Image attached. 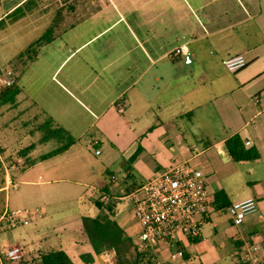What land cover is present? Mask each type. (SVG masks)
I'll use <instances>...</instances> for the list:
<instances>
[{"label":"crops","instance_id":"obj_1","mask_svg":"<svg viewBox=\"0 0 264 264\" xmlns=\"http://www.w3.org/2000/svg\"><path fill=\"white\" fill-rule=\"evenodd\" d=\"M32 1L4 0L0 25L25 2L31 10ZM52 2L44 0L48 25L37 35L34 29L19 34L26 38L27 33L28 40L3 68L12 70L19 91L12 104H0L5 179L0 214L5 208H38L41 217L48 211L55 224L57 211L77 194L72 205L80 222L99 213L95 199L110 200L112 217L137 241L141 227L133 192L150 176L184 162L204 174L209 213L197 235L180 236L183 255L172 258L161 244L160 252L152 251V264H234L240 259L264 264V171L256 168L260 164L264 170V0H75L77 7L74 0ZM23 16L14 22L21 25ZM51 25L53 37L33 44ZM180 45L192 53L190 63L170 54ZM28 46L30 52L19 55ZM236 54L246 63L229 71L223 60ZM27 71L32 91L19 83ZM59 128L73 140L62 152L45 156L67 140L57 134ZM91 130L97 131L90 135L92 151L85 138ZM236 133L258 149L259 158L236 162L229 157L224 142ZM13 153L16 163L7 168L2 157ZM87 158L104 183L79 189L84 184L67 172H83L77 163ZM230 180L238 182L237 191ZM11 186L18 191L10 203ZM219 190L230 203L254 197L257 210L232 225L226 208L211 205ZM85 196L90 205L83 206ZM235 241H242L239 249ZM33 243L29 249L19 243L5 247H21L20 259L30 264L48 249L64 250L74 264H118L113 253L98 257L93 252L78 221L70 237ZM253 245L256 252L250 251ZM85 252L92 254L91 262L81 259ZM15 263L0 256V264Z\"/></svg>","mask_w":264,"mask_h":264},{"label":"built area","instance_id":"obj_2","mask_svg":"<svg viewBox=\"0 0 264 264\" xmlns=\"http://www.w3.org/2000/svg\"><path fill=\"white\" fill-rule=\"evenodd\" d=\"M4 0H0V7ZM10 11V10H8ZM7 11V12H8ZM6 15L0 13V19ZM174 57H182L185 63L192 61V53L180 45L170 53ZM246 60L236 54L223 60L225 68L234 71L243 65ZM15 82L12 70L6 69L0 75V85H10ZM122 110V102L117 104ZM96 142V141H94ZM250 142L244 141L245 145ZM99 153V148H95ZM134 212L140 232L138 240L142 247H150L153 252H160L161 244L170 249V257L181 255L176 244L183 234L197 235L205 216L209 213L207 186L203 172L184 162L175 163L163 171L147 178L132 194ZM257 210V201L254 197L231 202L226 212L232 225L242 224L246 215ZM42 215L38 208H5L0 214V231L28 225ZM258 246L253 245L251 252H256ZM23 250L19 246L4 247L0 250L5 260L17 262ZM245 256L243 255V258Z\"/></svg>","mask_w":264,"mask_h":264},{"label":"trees","instance_id":"obj_3","mask_svg":"<svg viewBox=\"0 0 264 264\" xmlns=\"http://www.w3.org/2000/svg\"><path fill=\"white\" fill-rule=\"evenodd\" d=\"M28 2H25V8H16V16L24 14V10L28 9ZM54 26V25H53ZM53 26L47 28L33 44L48 41L53 37ZM35 45H32L33 48ZM30 49L28 46L26 52ZM19 55H24L22 52ZM19 87L16 82L10 85H0V104L13 103L15 95L18 93ZM55 132V131H53ZM57 134L66 137V141L47 152L45 156H51L62 152L72 142V137L62 128H59ZM225 150L229 157L236 162L255 160L259 158V151L255 146H246L239 134H233L226 138ZM134 155L131 156V159ZM128 192V191H127ZM95 206L99 209V213L93 217H81V229L91 245L93 252L96 254L113 253V260L119 264H152L154 262V253L150 247H142L139 240L130 238L124 230L117 224L112 217L114 214L113 201L94 200ZM230 204L223 190L214 193L211 205L214 209H223ZM242 241H235V247L240 248ZM177 248L183 255V247L177 242ZM80 257L85 262H91L93 256L91 253H81ZM15 264H30L26 260L19 259ZM35 264H74L68 254L62 249H48L40 253V260ZM234 264H246V260L240 259Z\"/></svg>","mask_w":264,"mask_h":264},{"label":"rangeland","instance_id":"obj_4","mask_svg":"<svg viewBox=\"0 0 264 264\" xmlns=\"http://www.w3.org/2000/svg\"><path fill=\"white\" fill-rule=\"evenodd\" d=\"M52 1H53L51 4L52 6L55 5L54 3H58V2H55L56 0H52ZM74 4H76V7H77V3L75 2V0H74ZM30 7H31V10H29V8L24 10L23 12L24 16L22 17L21 25L18 24L19 22H14L18 18H20L19 16H16V15L7 16L3 20V23L0 25V26H4L5 28L3 30H0V70L6 66V63H5L7 60L6 58H9L11 54L13 55L15 51L17 50L18 46H23L26 40H28L27 33L26 35L24 34L26 38L21 37L22 32H26L28 30L31 31L32 29H34L33 34L37 35L39 32L44 30V28L49 23V19L44 18L43 16L44 10H47L49 8V4L47 6H44V0H33ZM17 29H20V31H18ZM33 34L31 36H34ZM26 49L22 51L24 55H27L30 52V50L26 52ZM3 57H5V60L3 59ZM28 77H29V72L27 71L21 77L19 83L21 86L24 87L26 91H32L34 88V83L29 82ZM118 115L120 116V114ZM96 134H97V131L91 130L88 136L85 137L88 140V143L86 144L87 149H90L91 151L93 150V147L89 145L90 135L93 138V136ZM105 143L106 142H104V144ZM102 147L104 148L106 146L102 145ZM14 157H16L15 153L2 157L3 162L5 163L7 168H9L11 164L16 163ZM249 163H253V162H249ZM77 164L82 167L83 172L79 171L78 173L74 174L72 173L73 170L69 168L67 174L69 176L68 178H75V179L81 180L84 186H78L79 189L80 188L90 189L89 186L99 187L102 183H104V181L98 177V174H96L93 169V167L95 166V163L92 158L81 160ZM116 165H118L117 161H115L111 165L110 170L115 169ZM256 168L259 172L264 171L260 164L259 166H256ZM3 172L4 171L0 163V184L4 183V180H5ZM224 180L225 182H227L226 179ZM18 186L21 188L22 184L18 183ZM239 187L240 186L238 185V182H234L230 180V188L233 191H237ZM17 191L18 190L12 189V186L9 189V194L11 196L10 203L13 201V196L17 194ZM4 196H5V192L1 191L0 192V210L4 206ZM76 196L77 194L73 198L71 197L68 200H66L63 203L62 208L57 211L56 213L57 217L55 216L54 217L55 219L57 218L56 220L58 221V223L56 222L54 224L52 222H49L51 218L49 217L48 211H46L41 218L37 219L34 222H31L28 225L18 226L15 228H9V229L0 231V249L3 246L5 247V246L13 245V244H18V243L25 246L26 249H29L34 245L33 241H41L43 243V240H45L46 238H51L52 240H54V242H57L62 236L69 235L70 237L71 235H73V232L75 231V228L77 227V221H78V226H80L81 224V220L79 222V220L76 218L75 213L77 210L75 208V205H72V202L75 203L77 201ZM127 200H130V199H126L125 201ZM30 204H35V203H30ZM82 204L83 206L90 205L91 204L90 199L87 196H85L83 198ZM21 206H32V205L23 203V205ZM35 206H40V205H35ZM58 224L60 225L59 227H57ZM63 226H65L64 228L65 231L63 230Z\"/></svg>","mask_w":264,"mask_h":264},{"label":"water","instance_id":"obj_5","mask_svg":"<svg viewBox=\"0 0 264 264\" xmlns=\"http://www.w3.org/2000/svg\"><path fill=\"white\" fill-rule=\"evenodd\" d=\"M97 256L99 257V255L97 254ZM119 264V263H118Z\"/></svg>","mask_w":264,"mask_h":264}]
</instances>
